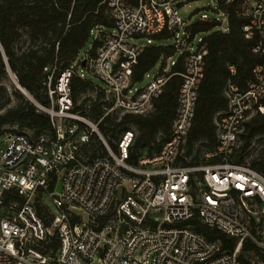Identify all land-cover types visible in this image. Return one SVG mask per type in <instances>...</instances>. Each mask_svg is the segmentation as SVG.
Wrapping results in <instances>:
<instances>
[{
	"label": "built area",
	"instance_id": "1",
	"mask_svg": "<svg viewBox=\"0 0 264 264\" xmlns=\"http://www.w3.org/2000/svg\"><path fill=\"white\" fill-rule=\"evenodd\" d=\"M209 1L221 19L206 13L198 19L226 30L229 0ZM179 2L99 0L112 28L94 27V37L101 40L95 53L80 55L55 78L56 66L50 69L49 103L40 107L49 113L54 135L33 138L15 131L0 148V264H241L246 239L264 253V174L232 159L244 121L263 109L264 0L242 1L248 16L242 31L261 60L243 85L227 79V106L214 116L216 143L205 150L201 163L178 159L207 51L203 35L194 44L201 31L180 14ZM163 31L174 37L176 58L164 57L161 69L137 86L132 67L144 46ZM179 58L181 71L172 68ZM229 69L233 73L234 65ZM84 72L102 81L106 111L142 114L154 109L167 79L181 75L170 132L158 150L131 162V129L120 134L114 150L97 121L74 110L70 80L72 75L87 79ZM147 75L146 70L142 78ZM94 135L106 152L89 157L85 148ZM38 194L51 212L49 224L35 207ZM195 218L234 238V246L225 248L219 238L208 237Z\"/></svg>",
	"mask_w": 264,
	"mask_h": 264
},
{
	"label": "trees",
	"instance_id": "2",
	"mask_svg": "<svg viewBox=\"0 0 264 264\" xmlns=\"http://www.w3.org/2000/svg\"><path fill=\"white\" fill-rule=\"evenodd\" d=\"M242 1L229 0L225 3L224 7L228 13L226 30L215 28L214 22L207 20H196L192 23L194 30L205 32L203 39L207 51L204 55L203 75L198 85L194 116L185 139L188 146L187 152H190L196 141H204L203 143L208 145L206 150L214 148L216 143L214 116L217 111L227 106V97L224 93L227 79L230 78L243 85L251 76L254 64L261 60V56L252 51L253 40L246 38L242 31V25L248 19L239 5ZM96 25L112 27V18L99 0H0V78L9 66L14 71L17 81L26 91L28 90L37 98L41 97L44 105L48 104L46 80L50 69L56 66L53 72V78H55L60 70L78 59L90 31ZM21 27L27 29L31 40L24 46H16L15 41ZM168 36L169 33L163 31L155 34L154 38H167ZM100 42L99 38L94 37V43L87 50V54H94ZM172 51H174L172 45L163 46L150 43L144 46L138 55L137 62L132 67L133 80L142 79V73L157 60L162 52L166 57ZM229 64L235 67L233 73L230 72ZM172 68L181 71L183 69L182 58H179ZM180 81V74H172L165 82L163 90L154 98V109L148 113L112 110L123 113L119 119L106 111L109 103L104 99L102 84L72 75L70 85L74 110L97 121L101 133L107 136L108 140L111 141L109 136L112 134L110 133L118 125L126 122H134L137 125L138 134L135 143L132 145V140L129 146L128 158L129 161L135 162L141 154H150L158 150L168 137L177 106ZM89 87L97 89L96 98L88 104V107H76V94ZM31 97L35 100L32 95ZM9 101L10 99L7 98L4 103L0 104V108ZM260 101L263 109H257L243 123V128L239 132V145L233 154V160L237 152L240 157V153L248 147L254 135L264 133V95ZM7 122H16L20 127L30 128L33 130V134H30L33 138L42 134L54 135L55 133L49 113L23 98L17 104L8 106L0 112V126ZM121 129L123 132L130 128ZM160 132L164 137L158 140L156 147L153 148L151 144L156 141L157 134ZM111 144L115 148L117 141L116 143L111 141ZM139 144L148 150H138ZM98 149L102 151L98 152ZM105 152L102 141L95 135L90 145L85 148V153L89 157ZM189 163L197 162L189 161ZM251 166L264 174V159L252 161ZM35 207L45 223L49 224L51 212L40 194L35 198ZM193 221L197 228L208 237L219 238L225 248L234 246V238L196 218ZM51 238V244L56 246V237L53 235ZM252 253H256L261 260H264L261 248L250 240H244L239 254L241 264H260L252 260Z\"/></svg>",
	"mask_w": 264,
	"mask_h": 264
},
{
	"label": "rangeland",
	"instance_id": "3",
	"mask_svg": "<svg viewBox=\"0 0 264 264\" xmlns=\"http://www.w3.org/2000/svg\"><path fill=\"white\" fill-rule=\"evenodd\" d=\"M209 3H210L209 0H180L179 12L186 19L187 23H191V22L193 23L196 20H200L198 18L201 16L202 13H206L207 16L210 18H215V17L219 16V14L217 13L216 10L210 9V7H212L213 4L209 5ZM239 5L242 6V2L239 3ZM219 18L221 19V16H219ZM227 20H228V15H227ZM104 27H106V26H104ZM204 33L205 32L201 31L195 35L194 44L197 42V37L204 35ZM94 36H95V29L93 27L92 30L90 31L88 38L86 39V41L82 47V50L80 51V55L86 54L87 50L93 45ZM30 40H31V37L27 34V29L25 27H21L19 29V35L17 36V39L15 41L16 46H24ZM139 41L144 42V43L146 42L144 39H139ZM173 41H174V37L156 38L155 41H153V43L156 45L170 46V45H172ZM163 50L165 51V49H163ZM170 55L171 56H170L169 60L176 58V53L174 51H172L170 53ZM163 59H164V53L162 52L159 55V57L157 58V60L155 62H153V64L147 69L148 75L144 76L142 79L137 81L136 85L142 86L143 84H145L149 80V78L152 76V74L154 72H156L157 70H160L164 64ZM84 76H85V78L92 80L96 84H102V81L97 76H95L89 72H84ZM16 80H17V78H16L14 71L9 66H7L6 71L4 72L2 77L0 78V104L4 103L7 100V98H9L10 101L4 107L0 108V112L4 111L6 109V107H8V106H13V105L17 104L19 101H21V98L29 100L37 108L41 109L40 105H44L43 99L41 97L37 98L36 96H34L31 92H29L27 90L35 98L36 101H34V99L33 100L30 99L17 86ZM97 93H98L97 89H92L90 87L86 88L83 91H79L75 97L76 107L77 106L88 107V104L92 103L94 101V99L96 98ZM30 94H29V96L31 97ZM106 107L108 108L109 106H106ZM112 110H114V109H112ZM112 110L109 111V114L111 116H115L116 119H119L120 116L123 114L119 111H112ZM255 111H253L250 114V116H252L255 113ZM90 119L94 120L92 117H90ZM124 127L130 128L133 131V136H134L133 137V143H132V145H133L135 143V140H136V137L138 134V127L134 122H126V123L118 125L112 131V133H110L112 135L109 136V138H111V141L113 143H116L118 136L122 132L121 128H124ZM18 130L25 131L29 134H33V130H31L30 128H28L26 126L20 127L18 125V123H16V122H13V123L7 122V123H4L3 125H1L0 126V148L3 147L6 137L10 133L18 131ZM105 137H106L109 145L111 146V148L116 150L117 146L115 148H113L111 141L108 140L107 136H105ZM162 137H164L163 133L160 132L157 134L156 141L151 144L153 148L156 147L157 141L160 140ZM203 142L204 141H196L195 143H193L190 152H187L188 146L184 142L182 147H181L180 154H179V161L182 163L183 162H189V161L190 162H197V163L204 162L206 160L204 152H205L206 148L208 147V145L203 143ZM137 149L142 150V151L148 150L145 146L143 147L142 144H139L137 146ZM101 151H102V149H98V152H101ZM257 159H264V133H259V134L254 135L251 138L248 147L240 153V157H239L238 152L234 156L235 161H237L239 163L247 164L249 166H251L252 161L257 160ZM252 260L257 261L260 264H264V260H261L260 256L257 255L256 253H252Z\"/></svg>",
	"mask_w": 264,
	"mask_h": 264
},
{
	"label": "bare ground",
	"instance_id": "4",
	"mask_svg": "<svg viewBox=\"0 0 264 264\" xmlns=\"http://www.w3.org/2000/svg\"><path fill=\"white\" fill-rule=\"evenodd\" d=\"M16 84H17V86L20 88V90H21L24 94H26L30 99L33 100V98H31V97L29 96L28 92H27L22 86H20V85L18 84L17 80H16ZM34 101H35V100H34Z\"/></svg>",
	"mask_w": 264,
	"mask_h": 264
},
{
	"label": "water",
	"instance_id": "5",
	"mask_svg": "<svg viewBox=\"0 0 264 264\" xmlns=\"http://www.w3.org/2000/svg\"><path fill=\"white\" fill-rule=\"evenodd\" d=\"M84 63V60L82 61V64ZM18 82V81H17ZM18 84L20 85V83L18 82ZM21 86V85H20Z\"/></svg>",
	"mask_w": 264,
	"mask_h": 264
}]
</instances>
